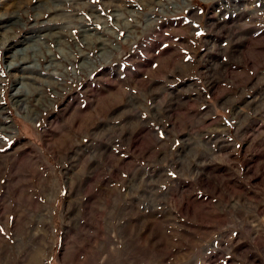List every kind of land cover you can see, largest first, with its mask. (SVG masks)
I'll return each mask as SVG.
<instances>
[{"label": "rangeland", "instance_id": "374dc122", "mask_svg": "<svg viewBox=\"0 0 264 264\" xmlns=\"http://www.w3.org/2000/svg\"><path fill=\"white\" fill-rule=\"evenodd\" d=\"M35 236L42 264H264V0H0V264Z\"/></svg>", "mask_w": 264, "mask_h": 264}, {"label": "bare ground", "instance_id": "6f19581e", "mask_svg": "<svg viewBox=\"0 0 264 264\" xmlns=\"http://www.w3.org/2000/svg\"><path fill=\"white\" fill-rule=\"evenodd\" d=\"M63 13V12H62ZM29 49V48H28ZM23 51H25V49L24 50H17L16 51V53L17 54H23ZM17 68L18 67V65H15V64H12L11 65V68L12 69H14V68ZM21 86H22V88H21V90L19 89H17L16 90V92L14 93V95L15 96H19V95H21L22 93H21V91H24V85L25 84H23V83H21L20 84ZM7 194V193H6ZM49 194V193H48ZM6 207V206H5ZM5 214V213H4ZM42 219V218H41ZM37 229V228H36ZM39 233H37V235H38ZM34 237V236H33ZM42 237V236H41ZM41 239V238H40ZM34 240H35V244H36V247L33 249V251L31 250V252H30V254L28 253V256H27V258H28V260H27V262H26V264H42V257H43V250L40 248V247H38L37 248V237L35 236V238H34ZM44 240V239H43ZM40 241V240H39ZM138 243V242H137ZM5 248V247H4ZM6 248H8V247H6ZM67 249V248H66ZM135 249V248H134ZM6 250V249H5ZM69 250V249H68ZM69 253V252H68ZM6 254V253H5ZM12 256V255H11ZM6 257V256H5ZM24 258V257H23ZM7 259H9V254H8V258ZM5 263V262H4Z\"/></svg>", "mask_w": 264, "mask_h": 264}, {"label": "crops", "instance_id": "0c3cea01", "mask_svg": "<svg viewBox=\"0 0 264 264\" xmlns=\"http://www.w3.org/2000/svg\"><path fill=\"white\" fill-rule=\"evenodd\" d=\"M10 252H12L11 249H10ZM11 255H12V254H11ZM9 257H10V254H9Z\"/></svg>", "mask_w": 264, "mask_h": 264}]
</instances>
